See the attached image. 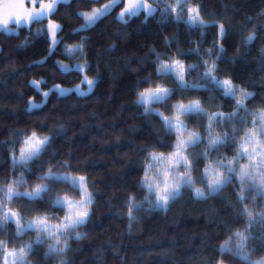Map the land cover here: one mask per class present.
I'll return each mask as SVG.
<instances>
[{"label": "snow or ice", "instance_id": "1", "mask_svg": "<svg viewBox=\"0 0 264 264\" xmlns=\"http://www.w3.org/2000/svg\"><path fill=\"white\" fill-rule=\"evenodd\" d=\"M72 3L84 8L74 13L81 23L72 28L78 39L69 44L64 25L53 17L62 5ZM117 8L115 20L123 25L141 15L147 22L159 14L164 21L183 24L190 36L199 34L198 40L190 39L193 46L187 52L177 35H165L161 49L150 45L140 58V66L151 70L137 76L132 103L141 116L153 118L154 130L158 124L159 131H155V141L140 149L139 178L117 215L126 217L131 230L142 211L167 212L185 194L195 201H207L232 185V216L220 219L215 255L206 264H264V247L258 250L251 243L253 225H264V203L257 207V198L264 201V103L257 106V93L222 67L235 64L241 48L264 40V22L250 28L242 25L240 31L230 21L222 22L223 18H205L199 0H0V34L19 39L20 30L28 29L29 37L17 47L25 49L33 38L42 37L45 54L34 64L44 68L52 60L51 81L45 76L27 81L35 95L25 100L24 110H42L52 97L83 98L95 93L102 72L99 53L95 60L90 57V33L112 18ZM260 16L264 18V12ZM33 24L44 26L32 34ZM209 29H214L212 38L204 46ZM234 32L239 40L235 56H229L226 43ZM116 36L119 39L122 34ZM117 47L111 43L108 51ZM259 52L264 57V48ZM192 53L198 63H186ZM57 56L63 59H55ZM57 74L60 82H56ZM202 91L218 93L219 101L228 102L227 109L223 102L206 106L199 98ZM261 99L264 101V95ZM63 131L62 124L57 128L41 123L12 129L8 141H0V145L6 144L10 162L7 174H0V264H32L38 246L45 248L46 259L73 264L68 256L73 251L71 242L88 236L96 182L72 162L70 154L66 159L58 155L54 140ZM241 219L242 229L238 226ZM29 234L34 238L25 240Z\"/></svg>", "mask_w": 264, "mask_h": 264}, {"label": "trees", "instance_id": "2", "mask_svg": "<svg viewBox=\"0 0 264 264\" xmlns=\"http://www.w3.org/2000/svg\"><path fill=\"white\" fill-rule=\"evenodd\" d=\"M107 2V0H105ZM205 18H223L230 21L240 31L242 25L264 22L260 13L264 12V0H199ZM83 4L62 5L59 14L53 19L65 28V39L69 44L77 37L72 28L81 21L75 18V11L83 9ZM102 22L91 35L90 57L94 60L99 53L102 82L90 97H52L42 109L26 112L25 100L32 95L27 81L45 76L53 79L52 60L42 68L34 61L45 54L42 37L31 40L25 49L17 47L28 29L20 30V38L0 34V141H8L12 129H27L38 124L46 127L64 126V131L55 137L53 147L58 149L61 159L73 157V163L86 170L90 179L96 182V204L92 223L87 226L88 236L71 242L72 252L68 256L73 264H206L215 255L213 245L220 231V219L231 218L229 199L233 186L229 185L221 194L207 201H195L185 194L171 205L167 211L140 212L139 221L128 228L126 217L117 215L122 210L126 194L133 189L140 173V149L156 139L153 118L141 116V110L133 103V89L137 76L150 71V66L142 68V58L147 47L155 45L161 49L163 37L173 34L179 38L180 46L187 52L190 39H199V34L191 36L183 24L171 20L164 21L157 14L144 22V17L132 18L127 25L118 23L115 15ZM247 18H252L251 22ZM45 24L47 21L44 22ZM44 25L33 24L31 33ZM214 29H209L204 38V46L212 38ZM116 33L122 36L118 39ZM239 34L234 32L228 38V55L235 56ZM116 43L118 47L109 52L108 46ZM175 45H173V49ZM264 48V40H256L250 48H241L242 55L235 64H223L238 82H245L249 91L256 92L255 103L259 106L264 95V57L259 49ZM55 59H63L57 56ZM186 63H198L194 53L189 54ZM67 61V60H65ZM69 62V61H67ZM31 65V67H29ZM135 68L138 72H133ZM196 77V72H192ZM56 82L61 77L57 74ZM169 86H172L171 84ZM218 93H200L205 105L214 107L219 101ZM23 97V98H21ZM187 102V101H185ZM249 107H253L249 104ZM231 155V152H228ZM6 144L0 145V174H7L10 167ZM19 171V169H17ZM31 182V181H29ZM21 203H25L22 201ZM264 203L257 198V207ZM251 207V203L249 204ZM238 226L244 227L243 220ZM9 227V231H11ZM257 249L264 247V225L256 223L252 227ZM34 238V234L24 237ZM44 247H37L32 264H58L55 258L46 259ZM231 264V262H229Z\"/></svg>", "mask_w": 264, "mask_h": 264}, {"label": "rangeland", "instance_id": "3", "mask_svg": "<svg viewBox=\"0 0 264 264\" xmlns=\"http://www.w3.org/2000/svg\"><path fill=\"white\" fill-rule=\"evenodd\" d=\"M120 11V10H119ZM118 11V12H119ZM56 22H58L57 20H56ZM58 23H60V22H58ZM0 49H1V47H0ZM65 63H69V62H67V61H64ZM66 86H70V85H66ZM45 91L47 90L46 88L44 89ZM30 93L32 94V95H35V93L33 92V90L31 89V91H30ZM39 99V98H38Z\"/></svg>", "mask_w": 264, "mask_h": 264}]
</instances>
